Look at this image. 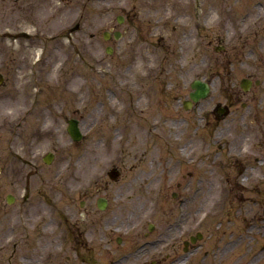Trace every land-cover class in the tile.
I'll use <instances>...</instances> for the list:
<instances>
[{"label": "rangeland", "instance_id": "374dc122", "mask_svg": "<svg viewBox=\"0 0 264 264\" xmlns=\"http://www.w3.org/2000/svg\"><path fill=\"white\" fill-rule=\"evenodd\" d=\"M123 11L136 12L139 19L121 25L116 18ZM23 15L10 14L0 23V36L17 26L39 36L14 47L10 41L0 42L4 76L0 192L10 191L11 144L15 142L18 150L25 138L37 132L32 126L17 129L15 122H22L24 110L18 104L29 98L33 115L63 105L65 117L77 116L70 110L78 109L85 136L79 147H72L66 132L61 136L60 131L59 141L47 131L40 142L36 138L33 143L38 156L56 152L45 174L48 178L57 172L61 175L57 183L62 192L152 194L159 211L156 219L146 220L157 225L154 234L159 235V245L152 252L157 264H163L161 258L170 251L172 227L168 225L176 203L172 194L182 196L199 188L197 192H204L205 235L212 236L207 248L220 238L224 264L233 258L231 253L241 258L239 264H252L260 244L257 239L250 242L248 211L255 208L252 200L264 195V181L259 190L250 192L259 175L252 170L253 175L243 180L239 174L247 162L242 155L247 149L238 153L230 120L233 109L216 128L207 125L201 113L209 115L216 103L226 102L230 78L238 66L244 74L253 70L264 76V0H32L30 11ZM7 25L14 29H5ZM114 26L123 36L104 41L103 33L112 32ZM107 46L111 54L105 52ZM30 51L41 53L42 60L35 62ZM240 60L249 62L241 65ZM194 79L207 80L212 86L209 97L191 112L179 107L177 99L188 94ZM35 90L40 94L32 106ZM39 243L27 246L37 247L32 254L22 246L1 243L0 264H81L74 257L66 260L70 242L61 255H57V240ZM23 253L27 257L17 259ZM112 258L95 263L106 264ZM151 261L145 258L144 264Z\"/></svg>", "mask_w": 264, "mask_h": 264}, {"label": "flooded vegetation", "instance_id": "af4514ba", "mask_svg": "<svg viewBox=\"0 0 264 264\" xmlns=\"http://www.w3.org/2000/svg\"><path fill=\"white\" fill-rule=\"evenodd\" d=\"M31 3L32 0H0V12H3L0 23L8 19L10 14L28 13ZM120 19L122 22L130 23L131 20H138L139 17L136 12L123 11L122 16L117 20ZM10 25L4 28L14 29ZM1 28L3 27L0 26V30ZM14 30L10 36H0V42L7 38L22 42L33 36L23 26H17V30ZM111 30L109 36H115V26ZM125 31L127 32L126 28ZM122 33L121 31L119 35ZM135 34L139 36L138 33ZM69 35L67 33V36ZM246 62L249 61L240 60L238 64L243 65ZM257 69L260 70V67ZM244 73L238 66L230 78L232 85L230 96H225L226 102L216 103L209 115L204 111L201 115L207 120V125L216 128L226 118L228 119L230 109H233L230 120L233 123L238 153L247 149V152L242 154L247 162L240 170V175L246 180L248 176L253 175L251 171L255 170L259 177L253 180L249 191H257L264 181V170L257 166L258 162H264V76L257 75L253 70L250 74ZM25 105L26 103H23L21 107ZM219 106L222 113L218 111ZM198 108L199 103L192 107L191 112ZM65 110L63 105H58L56 109L41 110V114H34L30 122L27 117L31 115L27 110H22L23 123L14 120L17 128L26 131L32 126L37 132L25 138V143L21 144L18 150L14 145L15 142L11 144L10 191L6 194L0 192V247L1 243H11L14 247L22 246L24 252L32 254L30 252H33V248L37 250V247H27L28 245L40 244V241L49 239L58 241L60 248L57 246V255L63 254L65 247L68 249L67 243L70 242V254L66 255V260L74 257L81 264H96L95 260L106 261V258L110 257L115 258L109 259L106 264H112L114 260L116 262L113 264H120L129 259L132 264H144L145 258L156 262L152 251H156L159 245V235L155 238L157 232L154 234L157 225L146 220L156 219L159 211L153 205L156 199L153 201L150 198L152 194L62 192L57 183L61 175L57 172L48 178L45 174L44 155L38 156L35 152L37 144L33 145L36 138L40 142L48 131L50 135L56 136V141H59L57 133L60 131L62 136L67 122L71 119L78 122L82 135L76 142L70 140V145L77 148L85 139L79 110H70L77 116L71 115L68 118L65 117ZM209 117L212 119L208 120ZM252 148H255L254 152L251 151ZM258 149H261L260 155L256 156ZM49 152L54 161L56 152ZM252 157L254 161L249 163V158ZM25 168H28V171L25 172ZM33 176H37V180H33ZM198 190L199 188L195 192H185L182 196H179V193L172 194V199H175L176 203L174 216L170 208L172 210L168 225L172 227L170 251L160 260L165 261L166 264H224L225 262L223 253L220 252V238L215 239L213 248H207L206 242L212 239V236L210 233L205 235L207 223L201 212L204 192H197ZM252 203L255 204V208L248 211L249 222L246 228L250 242L257 239L260 244L259 251L254 253V258L251 259V263L254 264L257 260L264 261L262 258L264 256V195L262 198L252 200ZM128 240L132 244L128 245ZM113 242L117 247L112 245ZM237 243L234 241L232 246H236ZM27 253L17 255V259L27 257ZM233 254H230L233 258L227 261L228 264H239L241 258ZM159 258L160 254L157 259Z\"/></svg>", "mask_w": 264, "mask_h": 264}, {"label": "water", "instance_id": "95a60500", "mask_svg": "<svg viewBox=\"0 0 264 264\" xmlns=\"http://www.w3.org/2000/svg\"><path fill=\"white\" fill-rule=\"evenodd\" d=\"M0 82H1V75H0ZM192 87L195 90V92L191 93V98L196 101L201 97H204L208 91V87L201 82L197 81L192 84ZM68 132L72 139L77 140L79 138V132L78 128L75 125H70L68 128Z\"/></svg>", "mask_w": 264, "mask_h": 264}]
</instances>
